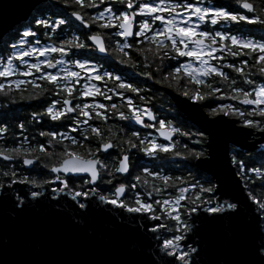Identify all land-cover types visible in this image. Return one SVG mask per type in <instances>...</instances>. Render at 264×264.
Masks as SVG:
<instances>
[{
  "label": "snow or ice",
  "instance_id": "1",
  "mask_svg": "<svg viewBox=\"0 0 264 264\" xmlns=\"http://www.w3.org/2000/svg\"><path fill=\"white\" fill-rule=\"evenodd\" d=\"M34 8L28 25L11 34L14 42L0 48V97L43 99L31 113V140L17 141L7 111L0 112V139L7 138L0 144V160L7 162L0 171V209L18 216L50 191L56 205L60 194L70 195L83 216L100 207L98 200L140 222L136 231L152 249L143 264H264V151L259 166L242 153L225 154L242 198L222 199L221 177L206 167L214 154L203 147L205 132L178 126L159 106L154 111L146 94L151 89L133 79L152 80L210 117H228L224 122L238 125L234 130L245 137L264 138V35L257 38L248 28L264 31V0H56ZM96 52L105 54L109 68L93 63ZM111 60L132 69V76L110 70ZM41 121L55 123L45 130ZM133 122L154 131L141 136L129 129ZM15 128L23 137L25 124ZM132 149L153 160L168 154L188 161L187 174L134 166ZM38 167L50 178L31 175L40 174ZM224 218L241 220L251 243L244 258L205 260L199 224Z\"/></svg>",
  "mask_w": 264,
  "mask_h": 264
},
{
  "label": "water",
  "instance_id": "2",
  "mask_svg": "<svg viewBox=\"0 0 264 264\" xmlns=\"http://www.w3.org/2000/svg\"><path fill=\"white\" fill-rule=\"evenodd\" d=\"M47 2L49 0H42V3L41 0H0V43L17 24L31 17L34 6ZM168 92L177 107L206 133V147L214 154V159L206 167L221 177L222 199L242 198L241 186L228 171L231 166H225V154L230 156L233 147L254 151L264 144V138L260 133L245 137L234 130L238 125L224 122L229 120L228 117H210L201 105L193 104L171 90ZM158 138L163 142L162 137ZM209 143L211 148H208ZM18 187L27 190L30 186ZM45 188L50 189L51 185ZM60 195L64 199L56 205L51 202L53 194L45 191L48 199L14 217L0 209V264H143L152 254L148 240L136 231L140 222L126 219L131 214L120 216V210L108 211L113 206L96 200L100 207H92L81 216L77 214L78 205L73 208L75 201L71 196ZM253 211H256L255 206ZM241 223L235 218H224L199 224L204 259L232 261L244 258L242 255L251 238L244 233Z\"/></svg>",
  "mask_w": 264,
  "mask_h": 264
},
{
  "label": "trees",
  "instance_id": "3",
  "mask_svg": "<svg viewBox=\"0 0 264 264\" xmlns=\"http://www.w3.org/2000/svg\"><path fill=\"white\" fill-rule=\"evenodd\" d=\"M48 3H56V0H49V2L44 3L41 6L46 5ZM36 14L37 13L34 10L32 15H36ZM32 15H31V17H32ZM49 15H51V13H49ZM31 17L27 21H24V22L17 24L7 35H5V37L3 38V41L0 43V48H2L4 46L5 41H7L9 45L12 42H14L10 39L11 34L13 32H15L17 29L22 31L23 26L28 25V22L31 20ZM71 20H72L73 24H78V22H76L74 20V18H71ZM81 38L83 39V37H81ZM43 42H44V40L42 38V43ZM77 56L79 58V54H77ZM110 62H116V61L111 60ZM93 63L109 64V62H106V57L99 55L97 52L95 53V59L93 60ZM68 66L73 67L72 65H68ZM103 67L107 69V68H109V65H108V67H106V66H103ZM111 69H113L112 66H111ZM118 71L120 72V74H123L126 77L132 76V72H133L132 69L126 68L124 66H121V67L118 66ZM133 79L138 81L140 83V85L142 87H144L146 90L151 89V91H148L146 94L148 96L152 97V101L157 105V107L159 106V103H160V105H162V104L167 105L165 107V109L168 111V113H170L168 115V119H172L173 115H175L176 123L178 124V126L185 127L186 129L191 130L193 133H195L197 131H202L198 126H196L194 123H192L190 121V119L185 115V113L180 108L177 107L176 102L174 100H172V98H171L172 96L168 92V90H171V89H168V88H165L161 85L155 84L152 80H146L144 77H133ZM109 86H111V85H109ZM25 95H27V93H25ZM47 99H51V97H48ZM85 99H87V98H85ZM113 99L115 101L119 102L118 98L114 97ZM135 102L139 103L138 100H135ZM42 103H43V99L42 100H26V99L22 100V99H20L19 95L15 96L14 102L7 99V98L0 97V112L7 111L8 122L10 124V132H12V131L17 132V136H16L17 141L23 139L24 137H27L29 140H31V138L36 134V125H34V124L30 125L29 121L31 120V113L33 111H39L41 109ZM202 108H203V106H202ZM20 122H23L25 124L26 130L24 131L23 137L19 135V132L21 130L15 128V125L20 123ZM54 123L55 122H51V121H47V122L41 121V124L43 125V128L45 130H51L52 125ZM108 123H109V125L117 124L119 126H123V124L125 122L118 121V120H109ZM129 129L132 131H136V130H133L130 125H129ZM58 130L61 132L65 131L64 128H60ZM114 131H115V129H114ZM117 134L121 135V133H117ZM140 134H141V136L144 135L142 133H140ZM205 137H206V142L204 143L203 147L207 149V147H206V143H207L206 133H205ZM6 139L7 138L0 139V144H5ZM36 139H37V141H42L44 138L37 137ZM177 139H180L184 143H188L189 147H196V148L200 147V145L192 144L188 140V138H186V137H184V138L177 137ZM193 139H196V137L193 136ZM233 148L234 149L232 150L233 151L232 154L234 152L235 153H242L245 155L246 163H249L250 166L251 165L259 166L258 165L259 153L261 151H264V144L261 145L258 149L254 150V151H246V150L235 148V147H233ZM247 156H252L254 159L249 161L247 159ZM130 158H131L132 164L134 166L135 165H139L141 167L146 166L150 169L160 170V171L164 172V174H170V175H174V176L186 175L187 170L185 169V164L189 163L188 161L181 160V158H179V157L173 158L168 154H160L159 159L153 160V158L145 156L143 153L137 152L136 149L131 150ZM5 163H7V162L0 160V171L5 170V168H4ZM135 171H139V169L134 168V172ZM25 174H29V173L25 172ZM48 174L49 173H45L44 175L39 177V175H37V172L31 173V175L37 176L38 179H49L50 176H48ZM257 192H259V189H257Z\"/></svg>",
  "mask_w": 264,
  "mask_h": 264
},
{
  "label": "flooded vegetation",
  "instance_id": "4",
  "mask_svg": "<svg viewBox=\"0 0 264 264\" xmlns=\"http://www.w3.org/2000/svg\"><path fill=\"white\" fill-rule=\"evenodd\" d=\"M213 2H215V0H213ZM222 2H224V3H228V2H230V0H222ZM227 27H231V25H227ZM248 28H249V30H251V31H253V32L255 33V35L257 36V38H258L260 35H264V31H261V30L259 29L258 26H252V25H249ZM110 63H111V65H112V67H113V69H110V70L115 71V72H117V73H120V72L118 71V66L121 67V65H119L117 62H110ZM99 64H100V65H103V66H106V67H108V65H109V64H103V63H99ZM116 68H117V69H116ZM152 105H153V110L155 111L156 108H157V105H156L153 101H152ZM166 106H167V105H163V104L160 105V103H159V107H160L161 114H164V112L167 111V110L165 109ZM176 108H177V107H176ZM177 109H178V108H177ZM170 110H171V109H170ZM130 126L132 127L133 130L139 131V132L142 133V134H145L146 131H154V130H146V129H143V126H139V125L130 124ZM154 134H155V133H154ZM156 135H157V134H156ZM175 139H177V137H176ZM130 160H131V158H130ZM131 162H132V160H131ZM25 167H27V166H25ZM38 171L40 172L39 177L42 176V175H44L45 173H48L46 169H40L39 167H38ZM36 172H37V171H33V172H31V173H36ZM50 175H51V174L49 173L48 176H50ZM76 183L78 184V183H80V181H76ZM114 183H115V181H114ZM101 191H103V188L101 189Z\"/></svg>",
  "mask_w": 264,
  "mask_h": 264
},
{
  "label": "rangeland",
  "instance_id": "5",
  "mask_svg": "<svg viewBox=\"0 0 264 264\" xmlns=\"http://www.w3.org/2000/svg\"><path fill=\"white\" fill-rule=\"evenodd\" d=\"M166 112V111H165ZM168 112V111H167ZM258 149V148H257ZM51 187H58V185H51ZM36 190V189H33Z\"/></svg>",
  "mask_w": 264,
  "mask_h": 264
}]
</instances>
